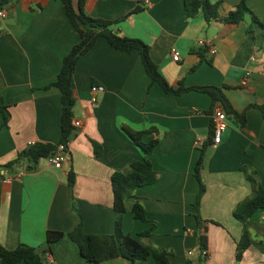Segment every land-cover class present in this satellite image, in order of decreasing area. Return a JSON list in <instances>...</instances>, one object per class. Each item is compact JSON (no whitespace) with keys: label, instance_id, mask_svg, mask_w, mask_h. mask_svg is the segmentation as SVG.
<instances>
[{"label":"crops","instance_id":"obj_1","mask_svg":"<svg viewBox=\"0 0 264 264\" xmlns=\"http://www.w3.org/2000/svg\"><path fill=\"white\" fill-rule=\"evenodd\" d=\"M211 1L220 3V17L212 20L202 14L187 17L184 0H86L85 11L116 19L138 7L114 25L115 31L149 44L171 86L221 87L231 106L245 112V125L228 115L221 141L215 143L211 124L219 103L213 105L209 94L197 90L166 93L152 82L139 51L119 50L100 36L78 60L73 75V121L81 120L82 126L69 140L71 160L55 167L43 158L30 170L5 164L31 142L60 141L61 92L57 86L44 87L56 79L79 34L60 0H15L7 6V15L0 17V242L6 248L32 246L47 264H128L121 256L88 262L70 239L48 245L47 232L71 231L81 217L85 232L113 233L111 176L146 157L158 178L125 200L126 233L144 245L171 251V264H236L237 241L246 228L251 243L240 264H264V208L245 222L233 214L252 192L247 174L264 188V26L253 19L254 14L264 24V0H246L251 12L238 23L224 17L240 0ZM198 40L206 46L199 47ZM209 46L217 52L209 53ZM198 49H205L203 58ZM176 52L179 60L173 59ZM93 84L105 87L96 104ZM3 107L9 112L6 124ZM126 126L146 130L145 142L157 139L153 152L145 155ZM92 140L101 145L99 156ZM203 148L206 189L200 215L207 258L200 253L194 209L200 187L195 165ZM70 170L75 173L73 188ZM3 171L11 180L3 179ZM135 200L144 206L147 221L134 217ZM146 230H151L148 236L139 235ZM138 264L158 263L149 256Z\"/></svg>","mask_w":264,"mask_h":264},{"label":"trees","instance_id":"obj_2","mask_svg":"<svg viewBox=\"0 0 264 264\" xmlns=\"http://www.w3.org/2000/svg\"><path fill=\"white\" fill-rule=\"evenodd\" d=\"M15 0H0V9L7 7ZM63 9L69 16L73 26L79 34V40L71 47L70 51L64 56L61 69L55 80L50 82L44 88L57 86L61 92L62 100V135L58 143L51 142H34L18 152L17 156L7 162V168H23L34 169L39 161L48 158L58 147L60 142H68L76 131L73 124V108L76 103V95L73 89L72 81L75 67L78 60L85 53L90 51L96 44L100 36L105 37L108 42L115 48L132 52L139 51L143 66L147 74L151 77L152 82H157L163 90L169 94H180L189 90H197L207 93L211 96L213 105L219 103L226 113V117L231 115L235 117L237 123L241 126L246 123L245 112L235 110L223 89L214 85H195L186 86L182 82L178 87L171 86L159 71L158 65L154 62L150 54V45L139 38H132L119 34L114 29V25L124 20L128 15L137 11L139 8L131 10L129 13L116 18L106 19L103 17L92 16L85 11L86 0H60ZM219 2L211 0H184V13L187 17H195L202 14L207 20L220 17ZM251 12L246 0H240L236 7L231 10L224 20L230 23H238L244 19L247 13ZM253 19L258 21L257 16L253 14ZM198 53L203 58L205 49H198ZM264 116V103L260 106ZM4 123L9 119V112L5 107L2 108ZM124 128V127H123ZM133 142L141 148L145 155L153 152L158 143L157 139L143 141L142 136L146 130H134L130 127L124 128ZM211 132L213 133V122L211 124ZM95 153L97 156L101 153V145L92 140ZM203 151L195 165V177L199 182V191L194 201L195 217L198 221V230L196 234L199 239L201 248L206 247V236L204 235L205 227L201 224L200 203L205 193V184L201 178L203 165ZM158 178L157 171L153 168L148 158L134 160L130 163L129 168L124 171H116L111 176V182L114 192V210H115V229L113 233H87L83 229V221L80 217L78 225L71 231H54L47 232V244L61 239H70L76 243L81 256L92 263H100L101 261L113 257H124L128 260V264H138L139 261L146 260L149 256H153L158 264H171V251L160 249L154 246L144 245L141 241L126 233L123 229V216L126 211L125 200L127 198H135V190L139 186L154 183ZM248 180L252 185V192L249 196L241 200L234 208V216L241 222H245L253 213L264 208V188L253 174H247ZM69 185L73 188L75 184V173L70 170L68 173ZM73 208L76 210V203L73 198ZM134 217L143 221H147L144 206L137 200L132 204ZM151 230L141 232L140 236H148ZM264 242V241H263ZM251 243L249 232L243 229L240 239L237 241L236 248V264H240L243 253ZM0 260L3 264H16L21 261L27 264H47L43 255L36 248L26 244H19L13 249L6 248L0 242Z\"/></svg>","mask_w":264,"mask_h":264},{"label":"built area","instance_id":"obj_3","mask_svg":"<svg viewBox=\"0 0 264 264\" xmlns=\"http://www.w3.org/2000/svg\"><path fill=\"white\" fill-rule=\"evenodd\" d=\"M144 2H150V0H144ZM7 7H4L0 9V17H5L7 15ZM197 45L199 47L206 46V42L204 40H198ZM208 51L211 54H215L217 52V48L215 46H209ZM179 55L176 52L173 54L174 60H179ZM105 90L104 85L102 84H93L91 86V99L94 104L97 103V96L99 93L103 92ZM226 113L221 105L216 106L213 116H212V122H213V136H214V142L220 143L222 138V133L226 128ZM74 126L80 127L82 126V121L75 119L73 121ZM34 142H31L30 144H33ZM48 162L55 166V167H61L64 163L69 162L71 160L70 150H69V141L66 143L60 142L58 144L57 149L55 152L50 155L47 158ZM4 180L9 181L12 177H10L6 172H2V175ZM200 253L203 257L207 258L209 257V251L207 248H201ZM188 254H193V250H189Z\"/></svg>","mask_w":264,"mask_h":264}]
</instances>
